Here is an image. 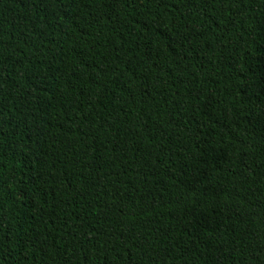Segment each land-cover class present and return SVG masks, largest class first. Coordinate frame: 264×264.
<instances>
[{
	"label": "trees",
	"instance_id": "trees-1",
	"mask_svg": "<svg viewBox=\"0 0 264 264\" xmlns=\"http://www.w3.org/2000/svg\"><path fill=\"white\" fill-rule=\"evenodd\" d=\"M0 264H264V0H0Z\"/></svg>",
	"mask_w": 264,
	"mask_h": 264
}]
</instances>
